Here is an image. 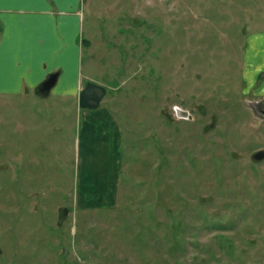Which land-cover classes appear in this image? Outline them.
I'll return each mask as SVG.
<instances>
[{
  "label": "rangeland",
  "instance_id": "1",
  "mask_svg": "<svg viewBox=\"0 0 264 264\" xmlns=\"http://www.w3.org/2000/svg\"><path fill=\"white\" fill-rule=\"evenodd\" d=\"M82 13L120 161L84 163L80 118L53 95H0V264H264V119L242 66L264 0H84Z\"/></svg>",
  "mask_w": 264,
  "mask_h": 264
},
{
  "label": "crops",
  "instance_id": "2",
  "mask_svg": "<svg viewBox=\"0 0 264 264\" xmlns=\"http://www.w3.org/2000/svg\"><path fill=\"white\" fill-rule=\"evenodd\" d=\"M83 1L0 0V95L10 98L20 95L17 101H30L35 95L37 100H41L39 96L53 95L54 112L65 110L68 117L74 107L77 121L80 118L81 144L84 140L83 162L91 164L96 160L94 164L98 167L116 166L120 161L118 142L123 139L114 112L108 105L97 108L80 105L87 79L107 87L106 83L91 78L84 68L85 47L89 42L83 21ZM263 49L264 30H261L250 37L242 59L244 81L248 80L246 91L254 99L264 98V80L258 79L264 68ZM54 72H59L56 84L48 95L40 94L39 86ZM258 81L260 88H257ZM111 144L115 149L111 154L112 163L103 153ZM97 154L100 157L94 158ZM63 208L68 212L67 207Z\"/></svg>",
  "mask_w": 264,
  "mask_h": 264
},
{
  "label": "water",
  "instance_id": "3",
  "mask_svg": "<svg viewBox=\"0 0 264 264\" xmlns=\"http://www.w3.org/2000/svg\"><path fill=\"white\" fill-rule=\"evenodd\" d=\"M59 77V72L51 73L47 79L39 86L38 92L42 95H48ZM107 89L104 85L96 82H88L80 95V105L82 107L97 108L100 106ZM64 214L67 213L66 209L62 210ZM63 214V215H64Z\"/></svg>",
  "mask_w": 264,
  "mask_h": 264
},
{
  "label": "flooded vegetation",
  "instance_id": "4",
  "mask_svg": "<svg viewBox=\"0 0 264 264\" xmlns=\"http://www.w3.org/2000/svg\"><path fill=\"white\" fill-rule=\"evenodd\" d=\"M253 100H255V102H253ZM253 100L250 103L251 104L250 105L251 111L253 113L255 111H257V113L260 115V117L264 119V98L261 97L259 99H253ZM254 106L257 109L252 108ZM177 114H179L183 118L190 119V116H188L190 114H188L185 110L179 109V110H177ZM263 156H264V149H262L261 151H259V152H257V153L254 154V158H256V159H261Z\"/></svg>",
  "mask_w": 264,
  "mask_h": 264
},
{
  "label": "trees",
  "instance_id": "5",
  "mask_svg": "<svg viewBox=\"0 0 264 264\" xmlns=\"http://www.w3.org/2000/svg\"><path fill=\"white\" fill-rule=\"evenodd\" d=\"M227 242H229V241H227ZM228 245H229V246H228ZM228 245H226V246H228V247L225 246V249H227L228 252L231 253V254L234 253V252H233L234 249H233L232 247H230V243H228Z\"/></svg>",
  "mask_w": 264,
  "mask_h": 264
}]
</instances>
